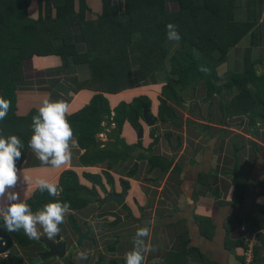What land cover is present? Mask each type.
Masks as SVG:
<instances>
[{
    "label": "crops",
    "instance_id": "obj_1",
    "mask_svg": "<svg viewBox=\"0 0 264 264\" xmlns=\"http://www.w3.org/2000/svg\"><path fill=\"white\" fill-rule=\"evenodd\" d=\"M115 2L122 7V0ZM87 4V19L97 20L103 12V1L87 0ZM175 6L171 2V11L176 10ZM235 13L243 20L249 18L255 26H259L260 31L263 29L258 34V45L251 50L250 57L255 59L258 52H264V0H235ZM29 14L32 18L39 16L37 0H33ZM78 30L79 27L76 28ZM166 39L151 37V48L164 46ZM179 41L172 43L180 48ZM250 42L249 33L234 48L228 49V57L223 64L234 69L235 64L230 62L229 56L230 49L237 48L238 56L234 58L237 59L238 72L242 71L244 51ZM91 49V44L85 47V50ZM169 52H172L170 48ZM170 58L150 71L148 67L142 68L138 62H134L132 69L136 82L133 87L115 93L102 91L109 99L112 115L122 101L131 103L140 95H147L151 99L149 113L156 118L155 125L149 126L141 116L139 122L140 127H143L142 137L139 136L138 127L129 120H125L120 130V137L131 146L125 161H119L113 166H109L111 161L108 159L84 165L80 156L86 149L78 143V148L73 150L71 162L60 168L42 164L30 147L24 151L23 159L17 162L20 176L17 191L24 201L33 195L37 178L55 183L62 171L68 168L77 171L81 183L97 190L99 198L81 209L70 210L65 222L60 225V233L51 239L54 242L59 236V240L67 239V253L72 250L71 260L74 264H126L125 254L132 250L135 232L141 227L149 228L150 238L146 243L148 247L156 249L145 254L144 264H152L156 257H159V264H163L169 252H182L185 242L187 246L184 248L189 250L186 264H264V220L259 212L264 207V157L258 154L264 152V122L250 126L242 115L227 117L229 121L226 122L227 119H222L218 107L219 97L213 95L208 102H202L207 92L204 82L179 93L184 99L182 105L168 99L175 114H165V118H162L159 106L163 86L167 85L168 79L174 78L171 75ZM261 59L264 61V57ZM167 65L170 68L166 70ZM222 65L219 67L222 68ZM27 66L24 87L17 92L19 114H30L33 109L38 110L45 99L67 102L69 113H72L88 104L98 92L96 89L76 86L92 77V71L87 66L75 65L68 73L57 57H36L28 61ZM192 89L195 91L194 99L190 98ZM168 116H178L183 123L175 122ZM102 124L103 131L97 134L101 146L123 150L114 143L115 139L111 136L115 124L105 120ZM155 135L159 139L151 146ZM150 155L172 160L171 167L168 170L160 166L152 167ZM136 162L137 168L133 169ZM234 165L250 168L249 176H241L238 182L241 191L238 199L232 182ZM105 170L113 176V183L108 181ZM85 172L100 174L103 185L88 179ZM125 185L128 187L127 196L122 205L104 201L106 194L113 189L122 193ZM115 214H119L122 220L117 222ZM245 218L256 224V232H249L240 224L239 219ZM73 219L83 231L87 226L91 227V240H84L81 247L76 245ZM0 231L8 235L13 243L10 254L0 255V264H15L19 259L23 264H32L31 260L39 259L46 251L40 240L24 243L22 240L28 237L23 230L9 233L0 226ZM82 253L84 258H81ZM35 264L63 262L54 257Z\"/></svg>",
    "mask_w": 264,
    "mask_h": 264
},
{
    "label": "trees",
    "instance_id": "obj_2",
    "mask_svg": "<svg viewBox=\"0 0 264 264\" xmlns=\"http://www.w3.org/2000/svg\"><path fill=\"white\" fill-rule=\"evenodd\" d=\"M37 1L40 14L32 18L29 12L33 0H0V93L11 102L6 118L0 120V136L17 135L23 141L22 153L29 147L32 119L38 114L37 109L30 114L17 112V92L24 87L27 62L36 57H57L68 73L75 65L89 67L92 77L76 86L98 90L88 104L67 116L74 137L86 149L80 161L84 165H93L108 159L111 161L109 166L125 161L131 146L120 137V130L125 120L139 128L143 108L146 105L150 109L151 99L140 95L131 103L122 101L112 115L109 99L102 91L115 93L133 87L136 82L132 69L134 62L142 68L148 67L149 71L165 63L168 48H151L149 40L153 36L166 38L169 23L177 26L180 48L174 50L170 58L174 78L168 79L167 85L163 86L164 96H161L159 106L161 117L175 114L168 99L182 105L184 99L179 93L204 82L207 99L213 94L220 97L218 107L222 119L242 115L250 126L264 122V70L258 72L256 69L263 60L250 57L252 47L258 45L259 32L254 30L255 23L249 18L237 17L235 0H124L122 9L114 0H102L103 12L94 21L87 19V0ZM171 2L178 8L168 11L167 5ZM77 27L80 31H76ZM249 33L251 44L244 51L243 70L218 73V67L227 59L228 49ZM90 44L92 49L85 50ZM104 120L115 124L111 136L123 150L101 146L97 134L103 131ZM152 133L154 135V130ZM158 139L155 135L151 146ZM254 146L257 147L255 142ZM149 161L152 167L160 166L163 170L172 165V160L158 155H150ZM249 172L248 167L233 166L232 182L237 199L241 193L238 182L241 176L247 178ZM104 173L113 183L109 171ZM85 176L103 185L100 174L85 172ZM55 183L63 188L59 197L41 193L36 187L25 201L34 212L56 199L70 202L71 209H81L99 198L94 187L80 182L75 169L63 170ZM259 212L264 220V207ZM239 222L249 232L258 230L249 218L239 219ZM177 234L180 236V232ZM22 241L29 244L36 240ZM184 246L186 248V242L182 252H169L163 264H186L189 250Z\"/></svg>",
    "mask_w": 264,
    "mask_h": 264
},
{
    "label": "clouds",
    "instance_id": "obj_3",
    "mask_svg": "<svg viewBox=\"0 0 264 264\" xmlns=\"http://www.w3.org/2000/svg\"><path fill=\"white\" fill-rule=\"evenodd\" d=\"M167 38L170 41L180 39L177 26L167 25ZM11 107V102L0 97V120H4ZM69 105L63 100L45 99L32 119L33 134L28 142L29 147L42 164H50L54 168L67 165L72 160L73 150L78 148V140L67 119ZM23 141L17 135L7 138L0 136V219L2 227L9 233L23 230L32 240H39L41 235L54 239L61 231L60 225L69 214L70 202L59 199L50 201L41 209L32 210L31 206L21 199L17 191L20 176L17 161L23 159ZM27 183L28 180L26 179ZM35 185L41 193L59 197L63 188L47 179L37 178ZM42 229V232H41ZM150 238L147 227L138 228L133 238V248L125 254L126 264H144L145 254L156 251L148 247L146 240ZM84 258V254H81ZM152 264H159V257Z\"/></svg>",
    "mask_w": 264,
    "mask_h": 264
},
{
    "label": "water",
    "instance_id": "obj_4",
    "mask_svg": "<svg viewBox=\"0 0 264 264\" xmlns=\"http://www.w3.org/2000/svg\"><path fill=\"white\" fill-rule=\"evenodd\" d=\"M194 98H195V91H194V89H192L191 90V99H194ZM186 104H188V103H186ZM197 114L200 117H202L201 114H199V112H197ZM142 116H143V119L145 120V122L149 126L155 125L156 118L153 117L149 113V108L146 105L143 108ZM168 117L175 122H178L180 124L183 123V120L178 116H168ZM138 133H139L140 137L143 136V127L138 128ZM136 168H137V162L135 163L133 169H136ZM127 189H128V187L126 185H125L124 191L122 193H117L113 189L109 194H106L104 201H114L118 205H122L125 201L126 196H127ZM115 216L117 217V222L122 220V217L119 214H115ZM75 230H76L78 237H79L77 246L81 247L84 240H90L89 239L90 228H88L85 232L79 227H75ZM44 237L45 238H43L42 241L45 243V247L47 249V253H45L43 255V258L45 260L53 258V257H58V258H61L63 260H66L67 261L66 264H74L71 260H68V256L66 254V243L60 242L59 239L56 243V242L52 241L51 239L47 238L46 236H44ZM10 248H11L10 244L6 243L4 241L3 231H0V254L4 253L5 251L9 250ZM40 260L41 259L32 260V263L33 264L38 263ZM18 264H19V262H18Z\"/></svg>",
    "mask_w": 264,
    "mask_h": 264
},
{
    "label": "rangeland",
    "instance_id": "obj_5",
    "mask_svg": "<svg viewBox=\"0 0 264 264\" xmlns=\"http://www.w3.org/2000/svg\"><path fill=\"white\" fill-rule=\"evenodd\" d=\"M115 1H119V0H115ZM121 1V0H120ZM124 0H122V2H123ZM122 2H121V5H122ZM173 5V4H172ZM176 5V4H175ZM260 6V5H259ZM36 8V7H35ZM121 9L123 8V7H120ZM174 8H176L177 9V6H175ZM260 8H261V6H260ZM172 8H171V3H169L168 5H167V10L168 11H170ZM174 10V9H173ZM264 28V27H263ZM254 30L255 31H257V33L258 32H260L261 33V31H263V29L260 31V28H259V26H254ZM259 34V33H258ZM173 41H170L169 39H166V41H165V47H167L168 48V50H169V48L172 50V52L174 51V50H176V48H178L177 46H175V45H173V43H172ZM234 48V47H233ZM230 49V56H229V58H230V62H234V64H235V66H234V69H229V66H226L225 64H223L222 66V68L221 67H219L218 69H217V72L218 73H223V72H225V71H235V72H238V70H239V68L238 67H236L237 65H236V61H237V59L236 58H234V57H237L238 56V50H237V48H235V49ZM172 52H169V54H168V56H167V58H169V57H171V53ZM228 52V51H227ZM240 55H241V57L243 56V53H241V51H240ZM227 57H228V55H227ZM262 57H264V52L263 51H260V52H258L257 53V55H256V57H255V59H261ZM166 58V60H168ZM227 60V59H226ZM226 62V61H225ZM224 62V63H225ZM168 67L170 68V66H168L167 65V67H166V70L168 69ZM256 69H257V71L258 72H261V71H263L264 70V61L262 62V65H256ZM165 72V71H164ZM162 75H165L164 73L162 74ZM163 95V94H162ZM214 95V96H213ZM212 96L213 97H215V98H218L219 97V95H217V97L215 96V94H213ZM164 96V95H163ZM190 98H191V95H190ZM219 100H220V97L218 98V102H219ZM184 109V108H183ZM227 119V120H226ZM225 120H226V122H228L229 121V119L228 118H225ZM234 122V121H233ZM258 154H260V157L261 158H263L264 157V152L263 151H260V152H258Z\"/></svg>",
    "mask_w": 264,
    "mask_h": 264
},
{
    "label": "flooded vegetation",
    "instance_id": "obj_6",
    "mask_svg": "<svg viewBox=\"0 0 264 264\" xmlns=\"http://www.w3.org/2000/svg\"><path fill=\"white\" fill-rule=\"evenodd\" d=\"M201 100H202V102H208L210 99H207L206 96H205V97H203ZM186 103H188V102H186ZM193 110H194V107H192V111H193ZM124 206H125V205H124ZM70 210H75V209H70ZM72 223H73V225H72V230H73L74 234L77 235V241H76V245H77L79 237H78V234H77V232H76V230H75V227H79V228H81V227L77 224V222H76L75 219H73ZM88 228H90V231H91V227H90V226H87V227H86V230H87ZM81 229H82V228H81ZM86 230H85V231H86ZM85 231H84V232H85ZM44 236H46V235H43V236L41 237V239H39L41 242H43L42 239L45 238ZM46 237H47V236H46ZM58 239H60V236H59ZM89 239L91 240V238H90V234H89ZM39 240H38V241H39ZM4 241H5L6 243H9L10 246H11V248H12L13 243H12V241H10V240L8 239V235H6V234H4ZM57 241H58V240H57ZM57 241H56V243H57ZM41 242H40V243H41ZM60 242H64V243H66V254H67V256H68V260H71L72 250H71L70 253H67V245H68L67 239H66V241H63V239H62V240H60ZM43 243H44V242H43ZM44 245H45V243H44ZM11 248H10L9 250L5 251L4 254H5V253L10 254V250H11ZM45 253H47V249H46V251H45L44 253H42V255L39 257V259H41L40 261H42V260H44V261L48 260V259L45 260V259L43 258V255H44ZM2 254H3V253H2ZM2 254H0V255H2ZM53 258H54V257H53ZM56 258L59 259L60 261H62L63 264H66V263H67L66 260H63V259L58 258V257H56ZM71 261H72V260H71ZM18 262H19V264H23V261L20 260V259L17 260L15 264H18ZM31 263H32V260H31ZM32 264H33V263H32Z\"/></svg>",
    "mask_w": 264,
    "mask_h": 264
}]
</instances>
